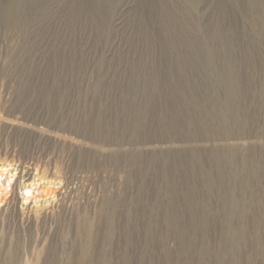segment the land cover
<instances>
[{"label":"rangeland","instance_id":"rangeland-1","mask_svg":"<svg viewBox=\"0 0 264 264\" xmlns=\"http://www.w3.org/2000/svg\"><path fill=\"white\" fill-rule=\"evenodd\" d=\"M57 1L26 42L0 31V264H264V43L242 0Z\"/></svg>","mask_w":264,"mask_h":264},{"label":"bare ground","instance_id":"bare-ground-1","mask_svg":"<svg viewBox=\"0 0 264 264\" xmlns=\"http://www.w3.org/2000/svg\"><path fill=\"white\" fill-rule=\"evenodd\" d=\"M53 1L54 0H0V31L4 35L2 37L3 38L2 40L7 41V42L22 43V42H26L31 37H34L35 34L38 35V31H40V24H39L40 19H41L42 15L44 14V12L48 9L49 4L53 3ZM80 1H82V2L86 1L87 2V0H80ZM96 1H98V0H96ZM100 1H102V0H100ZM104 1L106 2V0H104ZM104 1H102V2L104 3ZM128 1H130V3H131V0H107V2H108L107 6H109V7H107V9L109 8V10H111L113 13H119L118 15H120V13H121L120 11L123 8H125L123 6H125V4H127ZM171 1L175 6L180 5V11L181 12L184 11V9H186L187 11L193 12L194 10L199 9L200 2H202L203 0H171ZM254 1H256V0H244V1L242 0V4L245 5V7H246L245 14L249 20V28H250L251 33L254 34L255 38L258 37L257 39H259L260 41H262L264 43V14H263V12L260 13V9L258 10L254 6V4H255ZM57 2L58 1L56 0L54 3H57ZM60 2H62V1H60ZM130 3H128V4H130ZM90 4H92V2ZM86 5H88V4L85 3V7H86ZM104 5L105 4H103V6ZM55 6H57V4ZM91 6H93V5H90V7L89 6H87V7L91 8ZM89 12H92V11H89ZM93 12H94V10H93ZM194 12H196V11H194ZM97 13H98V11H97ZM107 13H106V11L104 12L105 16L107 15ZM185 13H187V12H185ZM94 14H96V13H94ZM101 18H103V17H101ZM119 18H121V16L118 17V19ZM104 19H106V17ZM111 20H112V18H111ZM41 24H43V23L41 22ZM114 26H116V25H114ZM116 28L119 29V25ZM245 40H247V39H245ZM241 44H242V42H241ZM6 171H7V168H5L4 166H0V195L2 194V192H5L4 189H6V188H3L4 187L3 186V184H4L3 180H5L6 183L8 182V185L6 183L4 184V185H7V187H8V186H10V180H11L10 178H12L15 175V174H12L9 176L5 173ZM33 185L34 184H29L28 186H25L23 188L25 191L23 193V195L26 194V195H24V198L26 200L29 199L30 197H33V199L35 198L34 192H36V190H35V188L33 189ZM14 187H15V185H14ZM37 189H40V188H37ZM8 190H9V188H8ZM41 191L48 196L50 194V189H42ZM2 201H5V199H4V197L0 196V202L2 203Z\"/></svg>","mask_w":264,"mask_h":264}]
</instances>
